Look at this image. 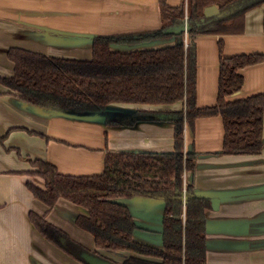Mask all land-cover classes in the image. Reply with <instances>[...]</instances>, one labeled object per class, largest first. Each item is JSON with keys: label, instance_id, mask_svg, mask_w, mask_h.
Listing matches in <instances>:
<instances>
[{"label": "crops", "instance_id": "crops-1", "mask_svg": "<svg viewBox=\"0 0 264 264\" xmlns=\"http://www.w3.org/2000/svg\"><path fill=\"white\" fill-rule=\"evenodd\" d=\"M177 5L181 0H168ZM159 0H0V76L14 73L8 57L21 47L54 57L88 60L97 34L155 30L161 27ZM175 38L141 44H113L116 50L170 45ZM197 43V104H217L220 45L225 56L258 53L263 60L241 70L244 86L235 98L264 94V4L246 12L239 33L200 34ZM31 104L0 83V264H85L52 244L31 223L35 211L64 229L87 249L122 263L125 256L98 249L94 236L77 225L87 211L61 198L54 208L34 197L27 182L44 187L32 161L54 163L64 174L102 173L108 152H173L175 125L170 120H138L108 125L31 111ZM124 110H181L183 103L121 104ZM221 115L186 125L185 146L198 153L195 172L185 180L198 196L210 198L207 217V264H264V139L260 153L225 154ZM218 198L217 206L213 199ZM137 224L138 241L163 247V199H121ZM75 242L70 243L74 247Z\"/></svg>", "mask_w": 264, "mask_h": 264}, {"label": "trees", "instance_id": "trees-1", "mask_svg": "<svg viewBox=\"0 0 264 264\" xmlns=\"http://www.w3.org/2000/svg\"><path fill=\"white\" fill-rule=\"evenodd\" d=\"M161 27L155 30L98 34L88 60L46 55L21 47H11L14 62L11 76L0 83L23 102L48 111L72 113L101 111L108 125L134 124L138 120H170L175 125L173 152H108L102 173L73 175L61 173L44 159H34L33 175L45 186L27 182L34 197L48 210L64 198L83 207L77 225L94 236L98 249L130 252L120 264H207V217L210 198L198 196L185 174L195 172L197 152L187 151L185 128L196 119L221 115L224 122L225 154L260 153L264 139V94L235 98L244 86L241 70L263 60V55L225 56L220 45L219 94L217 104H197V36L239 33L248 10L264 0H182L172 5L159 0ZM218 4L227 13L206 17L207 6ZM189 22V30L175 34L169 27ZM175 38L170 45L116 50L113 44H141ZM183 103L181 110H124L115 105H165ZM135 196L163 199V247L140 242L130 208L121 199ZM31 223L52 244L87 263V249L62 228L35 211ZM74 247L70 246L73 243ZM107 258V257H106ZM119 264V263H118Z\"/></svg>", "mask_w": 264, "mask_h": 264}, {"label": "water", "instance_id": "water-1", "mask_svg": "<svg viewBox=\"0 0 264 264\" xmlns=\"http://www.w3.org/2000/svg\"><path fill=\"white\" fill-rule=\"evenodd\" d=\"M204 13L206 17H213V16L223 17L227 13V11L221 10L218 4H212L205 8ZM189 27H190L189 22L187 19H185L181 24L175 25L173 27H169L168 29H166L165 32H174L175 34H180L183 32L187 33L189 30ZM29 109L36 113H41L45 115L51 114L50 111L42 107L35 106V105H30ZM55 112L58 115H62V116L70 117V118H77V119L89 120V121H95V122H101V123H106L108 119L107 114L101 111H94L90 113H72V112H68L64 110H57ZM217 203H218V198L213 199V205L215 207L217 206ZM126 256L128 257V255ZM81 257L89 264H118L106 257H102L90 251H82Z\"/></svg>", "mask_w": 264, "mask_h": 264}, {"label": "rangeland", "instance_id": "rangeland-1", "mask_svg": "<svg viewBox=\"0 0 264 264\" xmlns=\"http://www.w3.org/2000/svg\"><path fill=\"white\" fill-rule=\"evenodd\" d=\"M182 1V0H181ZM127 32V31H126ZM128 32H134V31H128ZM115 33H118V32H115ZM119 33H121V32H119ZM109 34H112V33H109ZM98 35V34H97ZM114 252H116L115 254L116 255H119V256H125L124 254H121L122 253V251L120 252V251H114Z\"/></svg>", "mask_w": 264, "mask_h": 264}, {"label": "built area", "instance_id": "built-area-1", "mask_svg": "<svg viewBox=\"0 0 264 264\" xmlns=\"http://www.w3.org/2000/svg\"><path fill=\"white\" fill-rule=\"evenodd\" d=\"M187 34V33H186Z\"/></svg>", "mask_w": 264, "mask_h": 264}]
</instances>
